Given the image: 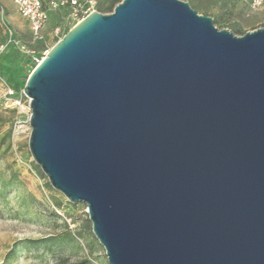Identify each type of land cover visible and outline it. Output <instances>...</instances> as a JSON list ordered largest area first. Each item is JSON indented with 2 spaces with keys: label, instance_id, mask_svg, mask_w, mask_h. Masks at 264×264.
<instances>
[{
  "label": "water",
  "instance_id": "water-1",
  "mask_svg": "<svg viewBox=\"0 0 264 264\" xmlns=\"http://www.w3.org/2000/svg\"><path fill=\"white\" fill-rule=\"evenodd\" d=\"M28 150L109 264H264V26L182 0L93 10L29 73Z\"/></svg>",
  "mask_w": 264,
  "mask_h": 264
},
{
  "label": "rangeland",
  "instance_id": "rangeland-1",
  "mask_svg": "<svg viewBox=\"0 0 264 264\" xmlns=\"http://www.w3.org/2000/svg\"><path fill=\"white\" fill-rule=\"evenodd\" d=\"M182 1L237 36L264 26V0ZM109 5L95 0L91 9L110 13L115 5L106 11ZM68 7L53 12L36 40L12 1L0 0V264H109L92 233L86 204L71 203L54 190L27 145L25 71L80 20Z\"/></svg>",
  "mask_w": 264,
  "mask_h": 264
},
{
  "label": "built area",
  "instance_id": "built-area-1",
  "mask_svg": "<svg viewBox=\"0 0 264 264\" xmlns=\"http://www.w3.org/2000/svg\"><path fill=\"white\" fill-rule=\"evenodd\" d=\"M11 1L18 14L28 22L32 37L36 40L42 38L43 29L49 21L51 12L67 4L71 8L72 15L80 16L81 19L93 11L91 6L95 3V0H83L82 3L78 0H50L46 3L43 0ZM8 93H12L10 88Z\"/></svg>",
  "mask_w": 264,
  "mask_h": 264
},
{
  "label": "trees",
  "instance_id": "trees-1",
  "mask_svg": "<svg viewBox=\"0 0 264 264\" xmlns=\"http://www.w3.org/2000/svg\"><path fill=\"white\" fill-rule=\"evenodd\" d=\"M43 1L46 3V2H48V1H50V0H43ZM109 1H110V5L107 7V10H106V11H111L112 8H113V6L116 5V3H117L118 1H120V0H109ZM118 3H119V2H118ZM68 6H69V5L66 4V5H64V6L60 7V8H58L57 10H62V9H65V8H69ZM57 10H55V11H57ZM53 12H54V11H53ZM53 12L50 13V18H51V15L53 14ZM50 18H49V20H50ZM35 65H36V64H35ZM35 65H34V66H35ZM34 66L31 68V70L34 68ZM31 70H30V71H25L24 81H26V79H27L29 73L31 72ZM72 264H87V261H86V260H82V261L75 262V263H72Z\"/></svg>",
  "mask_w": 264,
  "mask_h": 264
}]
</instances>
